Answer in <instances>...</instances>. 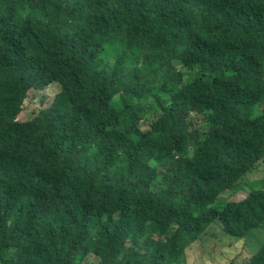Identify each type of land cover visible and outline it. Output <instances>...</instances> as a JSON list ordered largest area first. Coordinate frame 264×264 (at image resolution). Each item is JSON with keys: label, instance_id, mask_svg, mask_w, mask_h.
<instances>
[{"label": "trees", "instance_id": "1", "mask_svg": "<svg viewBox=\"0 0 264 264\" xmlns=\"http://www.w3.org/2000/svg\"><path fill=\"white\" fill-rule=\"evenodd\" d=\"M262 164L264 0H0V264H264Z\"/></svg>", "mask_w": 264, "mask_h": 264}, {"label": "rangeland", "instance_id": "2", "mask_svg": "<svg viewBox=\"0 0 264 264\" xmlns=\"http://www.w3.org/2000/svg\"><path fill=\"white\" fill-rule=\"evenodd\" d=\"M32 94L40 95L39 91H32ZM53 98L58 94V88L53 87L48 90ZM250 181L257 180L264 189V164L256 168L248 175ZM262 178V179H261ZM249 189L244 188L235 195H228V200H240L248 195ZM223 234L219 225H214L207 231L201 241L206 244L201 247L195 246L193 250H187L185 255L179 260L178 264H196L195 259L201 256L202 264H229L231 261H237L239 264H246L249 256L254 254L255 250L263 243L261 235L251 237L246 242L237 244V241L230 243V240L222 238Z\"/></svg>", "mask_w": 264, "mask_h": 264}]
</instances>
